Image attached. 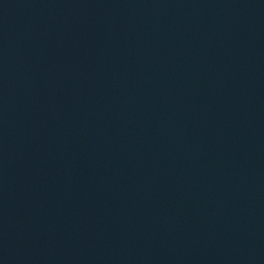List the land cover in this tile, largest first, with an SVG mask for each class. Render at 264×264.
I'll return each instance as SVG.
<instances>
[{"label":"water","instance_id":"1","mask_svg":"<svg viewBox=\"0 0 264 264\" xmlns=\"http://www.w3.org/2000/svg\"><path fill=\"white\" fill-rule=\"evenodd\" d=\"M0 264H264V0H0Z\"/></svg>","mask_w":264,"mask_h":264}]
</instances>
